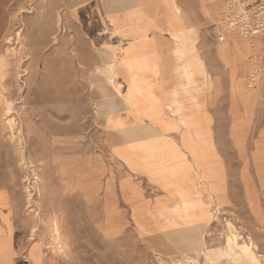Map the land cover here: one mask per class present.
Listing matches in <instances>:
<instances>
[{"label":"rangeland","instance_id":"374dc122","mask_svg":"<svg viewBox=\"0 0 264 264\" xmlns=\"http://www.w3.org/2000/svg\"><path fill=\"white\" fill-rule=\"evenodd\" d=\"M111 1L115 25L106 18V27L115 34L125 36L119 25L130 15L150 42L162 38L172 76L154 83L168 86L170 98L178 87L188 130L172 136L202 160L204 181L183 182L185 208L173 188L143 171L120 127L117 142L108 141V119L129 130V111L146 100L136 96L129 107L116 89L130 74L122 45L91 42L97 14L105 17L102 0H0V264H264V79L246 88L264 42L238 32L218 40L224 13L240 10L231 0H175L192 35L178 42L195 69L188 82L175 71L184 61L170 35L181 28L170 0ZM254 42L248 59L242 49ZM250 91L257 103L248 102ZM231 233L240 241L230 253Z\"/></svg>","mask_w":264,"mask_h":264},{"label":"bare ground","instance_id":"6f19581e","mask_svg":"<svg viewBox=\"0 0 264 264\" xmlns=\"http://www.w3.org/2000/svg\"><path fill=\"white\" fill-rule=\"evenodd\" d=\"M121 1L125 4H128L129 2L138 3L136 0ZM102 2L103 7L105 8V17H102L99 15V13L97 14L96 21L100 20V23H96L97 27L105 28L107 25L106 18L110 21L112 26L115 25L114 19L111 18L110 15L115 10L116 3L111 0H102ZM170 2L174 11V16H176V21H178L181 27L177 33H170V35L177 44L176 56H179L180 61H184V66L178 67L175 69V71L178 72L183 70L181 73L185 74L188 82H194L195 79L193 80V78L195 69L193 70V64H191L192 62L190 61L191 59L186 58L187 49L189 48H185V44H178V42L183 44L185 40H190L192 37L190 33L191 30L188 28L186 29L183 20H179L178 18L180 14L178 15L179 6L176 4L177 2L175 0H170ZM69 3L71 6H73V3ZM126 17L127 24H129V22H136L135 17L130 15ZM138 31L139 32L135 33L139 35V38L137 37L135 40L142 44L141 51L131 44V39H129L127 43L129 45L128 47L126 44H121V42L113 44L115 46L122 45L121 52L119 53L120 60L130 69V74L127 76V79L124 82H118L116 89L120 92V94H122L120 98L124 99L127 96L128 100H125L129 107H134V104L136 105L139 103L136 96L144 98L146 102L142 103L143 105L141 107H138L137 109H131V111H129V114H131L136 119V123H134L129 130L123 128V121L121 118L115 117V119H108V124L112 130L108 141L111 143V145L117 142V140L115 141V136L117 134V130L115 129L120 127L122 130L120 141L128 143V146H130L131 149H139L141 153L139 157L145 162L143 164V171L156 182L163 185L164 188H173L175 193L183 197L185 208H187L186 199L190 197V192L184 189L183 182L193 183L197 179L203 182L205 177L202 173V160L195 158L191 159L190 153L186 151L184 147L181 149L178 141H176L172 136L175 131H180L182 129L185 131L188 130V122L186 121L185 115L188 107L178 101L177 97L180 95L178 87H176V90L173 89V92L171 91V98L169 97L168 93L165 95L169 100L167 104L162 105L160 99L153 95L152 91L156 84L152 81V79L142 77L145 74V71H151L154 74H157L155 70L158 68L156 65L149 63L147 59V53L145 51L146 46H144L145 42H150L151 37L148 36V31L146 29L145 31L142 29H139ZM90 39L92 43H95V37L93 35ZM260 42L262 41L260 40ZM113 45L111 46V43L109 42L110 47H113ZM247 46L248 47L245 46L242 49V54L249 59L251 54L253 55L255 52V48H257L258 45L254 42ZM208 78V75H206L207 80H209ZM246 98L249 103L254 104L257 103L259 94H257L256 91H250L247 93ZM201 107L202 106L199 103H195L192 108L199 109ZM99 110L100 112H103L104 107L100 105ZM168 114L169 119L166 118ZM186 144L191 146L193 145L195 150L196 145H200L199 142L192 139L187 141ZM192 173H194V175H192ZM197 192V195L199 196L201 192L198 190ZM207 213L208 212H203L202 214L205 215ZM226 239L228 243V250L231 253V251H234V248H237V242L240 241L239 236L231 233ZM245 253H247V250Z\"/></svg>","mask_w":264,"mask_h":264},{"label":"built area","instance_id":"2783aa9c","mask_svg":"<svg viewBox=\"0 0 264 264\" xmlns=\"http://www.w3.org/2000/svg\"><path fill=\"white\" fill-rule=\"evenodd\" d=\"M231 1V4H238L240 10L235 13H224V32L218 40L224 42L231 32H238L241 36L250 39L260 38L264 42V0ZM252 62L254 66L246 76V88L248 90L257 89L264 79V49L253 57Z\"/></svg>","mask_w":264,"mask_h":264},{"label":"crops","instance_id":"0c3cea01","mask_svg":"<svg viewBox=\"0 0 264 264\" xmlns=\"http://www.w3.org/2000/svg\"><path fill=\"white\" fill-rule=\"evenodd\" d=\"M102 12L103 11L100 12L101 16H103V13H104V12L103 13ZM119 26H120L119 32L120 33H125L126 34L125 36L124 35L115 34V29H114V27H111V26H108V27L105 26V28H101L100 27V28H97V30L92 29L91 31H88V33L92 34L95 37V39L97 40L98 44H100L103 41V38H107V39H109V42L111 43V45L117 44L118 42H121V40L122 41H127V42H125V44L128 47L129 45L127 43L129 41V39H131V41H132L131 44L133 46L137 47L139 51H141V45L142 44H140L139 41H136L135 38L133 39V36L131 34H129V32L131 33L132 31H138L139 30L138 28H135L134 23L133 22H129V24L119 25ZM107 34L109 36H107ZM161 42H162V38L160 39L159 37H156V38H153L151 40V42H147V43L144 44V46H146V48H145L146 52H148V53H152L153 52L154 53L153 54V58L151 59V61L155 62V63H158L159 62L158 60H160L161 63H159V64L162 65L158 69L155 70V72H157V74H154L151 71H145V74L142 76L143 78L152 79L153 82H155L154 78L171 75V74H166L168 71H170V69H167L165 67V64L163 63L164 60L161 59V57H162L161 48H160ZM156 86L157 87H155V89H153V91H152L153 95L155 97L159 98L162 103H166L167 100H166V97L164 96V93L168 92V91L165 92L167 90L168 86H165L163 84L161 86H159V85H156Z\"/></svg>","mask_w":264,"mask_h":264}]
</instances>
